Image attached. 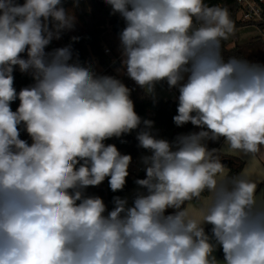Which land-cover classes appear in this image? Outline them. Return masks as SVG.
<instances>
[{
    "label": "clouds",
    "instance_id": "9594fccd",
    "mask_svg": "<svg viewBox=\"0 0 264 264\" xmlns=\"http://www.w3.org/2000/svg\"><path fill=\"white\" fill-rule=\"evenodd\" d=\"M63 2L0 0V264H264V179L229 175L219 155L255 160L264 148V64L224 57L228 9L104 0L124 22L115 71L154 102L166 82L178 91L174 124L199 129L170 142L137 114L121 79L82 63L71 43L49 50L75 28ZM17 68L33 81L19 91ZM133 131L150 153L145 178L131 204L114 196L108 210L86 190L106 178L124 190L132 156L105 141ZM221 138L222 148L207 147Z\"/></svg>",
    "mask_w": 264,
    "mask_h": 264
},
{
    "label": "trees",
    "instance_id": "16d2710c",
    "mask_svg": "<svg viewBox=\"0 0 264 264\" xmlns=\"http://www.w3.org/2000/svg\"><path fill=\"white\" fill-rule=\"evenodd\" d=\"M22 3V2H21ZM209 6H219L227 8L230 14V18L234 22V25L241 26L243 23L237 20L238 4L236 0H205ZM69 6L75 7L78 12V16L81 20V30L73 35H66L63 38V46L72 44L74 57L78 54V58L82 63H92L95 70L98 72L100 66L105 65L108 61V56L103 52L104 35L110 29L112 33L119 34L124 27L123 20L117 15L112 14L111 8L105 2H96V0H64L63 7ZM116 21L119 24L120 29L114 32L109 22ZM110 25V26H109ZM78 37V41L73 42L72 37ZM114 53L119 50V41L115 46H108ZM55 48L52 44L49 46V50ZM120 52V50H119ZM222 52L224 57L227 59L230 56H236L243 58L252 63L264 64V40H261L259 36L253 37L252 39L242 42L235 43L229 47L227 42H222ZM102 74L114 75L121 79L126 86L132 89L131 98L134 101L135 111L142 119H149L154 122L153 134L158 137H163L168 141H173L176 136L181 134H188L190 132L199 131L198 128L188 123L183 127H177L173 122V116L176 115V109L178 100L171 98H163L156 96L154 100L146 95L145 91L138 87L134 81L127 78L123 74L117 73L111 68H107ZM14 87L19 91L21 88L30 86L33 81L27 74H22L18 68L14 71ZM163 85V82L160 83ZM19 106V101H15L11 104L12 110L15 111ZM28 135L26 131L21 127V139ZM136 131L131 134H125L121 138H112L105 141V143L115 144L118 150L122 154H129L132 159L135 158L139 153L145 151L139 148L138 141L135 139ZM124 141L123 143L121 141ZM223 141L221 138L219 141H207V147L209 149H220V144ZM222 163L228 169L229 175H236L241 172L244 161L236 156L219 153ZM145 178L144 172H138L133 177L128 176L126 178V185L123 191L112 192L107 178L105 181L97 187H89L86 192L88 195L100 196L107 207L111 210L113 207L112 199L114 196H121L128 190L132 189L136 179ZM204 195H207L205 193ZM173 210L169 209L171 213ZM211 225H207L205 230L210 233ZM218 256L223 259L222 250H218Z\"/></svg>",
    "mask_w": 264,
    "mask_h": 264
},
{
    "label": "crops",
    "instance_id": "0c3cea01",
    "mask_svg": "<svg viewBox=\"0 0 264 264\" xmlns=\"http://www.w3.org/2000/svg\"><path fill=\"white\" fill-rule=\"evenodd\" d=\"M256 36H259V31L254 26H250V25L235 26L234 34L229 36V38L225 42H227L228 46L231 47L235 43H242V42L248 41V40H250V39H252L253 37H256ZM162 90L164 92V95H159V97L177 99L178 91H176L175 89H174L175 91L173 92V91H170V90H166L162 86ZM175 92L177 93V96H176ZM158 138H163V137H158ZM223 145H224V140L221 142L220 148H222ZM149 154L150 153L147 152V150L139 153L135 157V162L137 164L143 166V164L141 162V157L144 156V155H149ZM228 155L236 156V157L242 159L244 161V166H243L242 170H248L250 172V174L252 175L253 179H256V180L264 179V148L261 149V152L257 155L255 160H250L248 157H244V156H242V154H239V153H232V154H228ZM226 171H228V169H226ZM137 188H138L137 185L134 186L132 189L128 190L123 195H121V197H127L128 200H129V204H130L131 203V198H129V196H127V195H129V193L132 192V191L136 192ZM257 191L258 192L264 191V182H261L258 185ZM205 196H207V195H205ZM189 203L192 204V205H196L195 201H192V202H189ZM197 207H198V205H197ZM108 210H110V209L108 208ZM215 255L217 256L218 259H221L218 256V251L215 253Z\"/></svg>",
    "mask_w": 264,
    "mask_h": 264
},
{
    "label": "built area",
    "instance_id": "2783aa9c",
    "mask_svg": "<svg viewBox=\"0 0 264 264\" xmlns=\"http://www.w3.org/2000/svg\"><path fill=\"white\" fill-rule=\"evenodd\" d=\"M21 4L22 0H17ZM238 4L237 20L244 25L254 26L259 31V37L264 40V0H236ZM103 52L108 56V61L105 65L100 66L98 73L102 74L107 68L116 70L120 67V52L114 53L108 46L103 47ZM166 90H169L166 82L162 85ZM170 91H175L170 90ZM176 96L177 93L175 92ZM24 140L31 143V138L26 135ZM138 172H144V166L135 162V158L129 166V176L133 177Z\"/></svg>",
    "mask_w": 264,
    "mask_h": 264
},
{
    "label": "rangeland",
    "instance_id": "374dc122",
    "mask_svg": "<svg viewBox=\"0 0 264 264\" xmlns=\"http://www.w3.org/2000/svg\"><path fill=\"white\" fill-rule=\"evenodd\" d=\"M101 1L104 2V0H96V2H101ZM17 3H19V1H17ZM23 3H24V0H22V3L21 4H23ZM65 9L67 11H69L72 15L75 16V18H76L75 28L73 30H71V31H67V32L63 33L62 38L60 40H58V41L57 40H54L53 41V45H54L55 48L56 47H62L63 46V38L66 35H73V34L79 32L81 30V24L82 23H81V20H80V18L78 16V12L75 9V7L69 6V7L65 8ZM110 31L111 30L108 29V31L106 32V34L103 37L104 38V41H105L104 42L105 43L104 45H107V46H115L118 43V41H119L118 35L115 34V33L110 32ZM119 74H122V73H119ZM159 95H164V92L162 90V86L160 84H157L156 85V96H159ZM134 193L135 192L132 191V192L129 193V195H127V196H129V198H131V202H132V197L134 196L133 195Z\"/></svg>",
    "mask_w": 264,
    "mask_h": 264
},
{
    "label": "water",
    "instance_id": "95a60500",
    "mask_svg": "<svg viewBox=\"0 0 264 264\" xmlns=\"http://www.w3.org/2000/svg\"><path fill=\"white\" fill-rule=\"evenodd\" d=\"M109 23H110L111 25H113V26H112V30H113L114 32H116L117 30L120 29L118 22H116V21H110Z\"/></svg>",
    "mask_w": 264,
    "mask_h": 264
}]
</instances>
